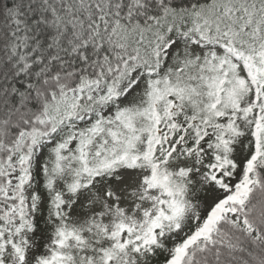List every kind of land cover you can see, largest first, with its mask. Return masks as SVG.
<instances>
[{
  "label": "snow or ice",
  "instance_id": "1",
  "mask_svg": "<svg viewBox=\"0 0 264 264\" xmlns=\"http://www.w3.org/2000/svg\"><path fill=\"white\" fill-rule=\"evenodd\" d=\"M0 264H264V0H0Z\"/></svg>",
  "mask_w": 264,
  "mask_h": 264
}]
</instances>
